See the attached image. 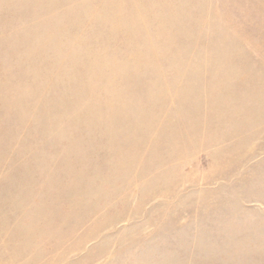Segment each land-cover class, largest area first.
<instances>
[{
	"label": "rangeland",
	"instance_id": "1",
	"mask_svg": "<svg viewBox=\"0 0 264 264\" xmlns=\"http://www.w3.org/2000/svg\"><path fill=\"white\" fill-rule=\"evenodd\" d=\"M0 264H264V0H0Z\"/></svg>",
	"mask_w": 264,
	"mask_h": 264
}]
</instances>
